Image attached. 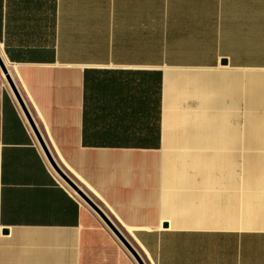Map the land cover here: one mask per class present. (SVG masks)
Wrapping results in <instances>:
<instances>
[{"label":"crops","instance_id":"crops-1","mask_svg":"<svg viewBox=\"0 0 264 264\" xmlns=\"http://www.w3.org/2000/svg\"><path fill=\"white\" fill-rule=\"evenodd\" d=\"M0 45L58 166L147 264H264V160L225 171L226 148L264 149V0H0ZM10 89L0 68V264H138Z\"/></svg>","mask_w":264,"mask_h":264},{"label":"water","instance_id":"water-1","mask_svg":"<svg viewBox=\"0 0 264 264\" xmlns=\"http://www.w3.org/2000/svg\"><path fill=\"white\" fill-rule=\"evenodd\" d=\"M222 64H227V60H222ZM0 68L5 75V78L10 85L12 91L14 92L25 116L28 119L30 126L32 127L37 139L39 140L48 160L50 161L51 165L55 169V171L60 175V177L75 191L77 194L85 200L102 218L105 224L110 228V230L115 234V236L119 239L122 245L127 249V251L132 255V257L136 260L138 264H147L144 260L141 253L137 250V248L128 240V238L114 225V223L110 220V218L106 215V213L97 205L95 204L66 174L65 172L58 166L56 161L54 160L52 154L50 153L48 147L46 146L37 126L34 122L22 96L12 78L6 63L4 62L2 56L0 55Z\"/></svg>","mask_w":264,"mask_h":264},{"label":"rangeland","instance_id":"rangeland-1","mask_svg":"<svg viewBox=\"0 0 264 264\" xmlns=\"http://www.w3.org/2000/svg\"><path fill=\"white\" fill-rule=\"evenodd\" d=\"M247 123H248V119L242 118V124H241L242 131H244L246 128L248 132L249 126ZM251 130H252V125H251ZM247 135L248 134H246V137ZM244 137L245 136L242 132L241 133L242 141L245 139ZM241 144H247L248 146L236 148V149H228V148L225 149V171L241 173L242 174L241 178H245V174H246V179H247V174L249 172H252V160H264V149H252V142L251 143L241 142ZM241 183L243 184V180Z\"/></svg>","mask_w":264,"mask_h":264},{"label":"bare ground","instance_id":"bare-ground-1","mask_svg":"<svg viewBox=\"0 0 264 264\" xmlns=\"http://www.w3.org/2000/svg\"><path fill=\"white\" fill-rule=\"evenodd\" d=\"M0 55L1 56H3V52H2V47H1V45H0ZM10 86V85H9ZM11 90V89H10ZM19 106V105H18ZM23 111V110H22ZM23 113V112H22ZM25 117V116H24ZM26 119V118H25ZM28 125H29V123H28ZM35 138H37V137H35ZM37 142H39L38 140H37ZM40 148V147H39ZM42 148V147H41ZM43 152V151H42ZM44 153V152H43ZM45 155V154H44ZM46 157V156H45ZM46 159V158H45ZM47 161V160H46ZM49 164V163H48ZM51 165V164H50ZM74 191V190H73ZM77 193V192H76ZM97 215V214H96ZM103 221V220H102Z\"/></svg>","mask_w":264,"mask_h":264}]
</instances>
